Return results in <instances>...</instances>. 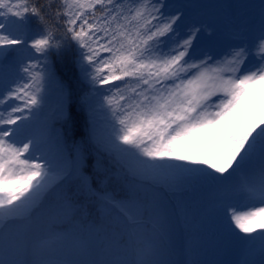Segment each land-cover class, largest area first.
Wrapping results in <instances>:
<instances>
[{
    "label": "snow or ice",
    "instance_id": "6c2138e0",
    "mask_svg": "<svg viewBox=\"0 0 264 264\" xmlns=\"http://www.w3.org/2000/svg\"><path fill=\"white\" fill-rule=\"evenodd\" d=\"M205 7L0 0V264H264V2Z\"/></svg>",
    "mask_w": 264,
    "mask_h": 264
},
{
    "label": "rangeland",
    "instance_id": "374dc122",
    "mask_svg": "<svg viewBox=\"0 0 264 264\" xmlns=\"http://www.w3.org/2000/svg\"><path fill=\"white\" fill-rule=\"evenodd\" d=\"M186 3L207 5L205 8H196L194 14L204 15L216 19L223 29L228 23H223L225 18L235 19L234 23L258 26L261 20V3L264 0H185ZM230 23V22H229ZM202 196L195 198L196 201ZM188 261H200L201 264H236L240 259L236 246H216L208 244L186 258ZM259 264V253L253 257Z\"/></svg>",
    "mask_w": 264,
    "mask_h": 264
},
{
    "label": "trees",
    "instance_id": "16d2710c",
    "mask_svg": "<svg viewBox=\"0 0 264 264\" xmlns=\"http://www.w3.org/2000/svg\"><path fill=\"white\" fill-rule=\"evenodd\" d=\"M202 194H203V193L197 191V192L195 193V197H196L197 195H202Z\"/></svg>",
    "mask_w": 264,
    "mask_h": 264
}]
</instances>
